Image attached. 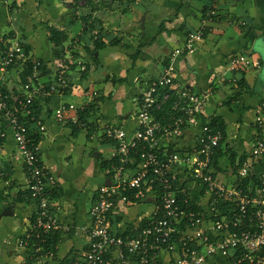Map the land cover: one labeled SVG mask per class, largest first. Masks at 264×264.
I'll return each mask as SVG.
<instances>
[{
    "label": "crops",
    "instance_id": "1",
    "mask_svg": "<svg viewBox=\"0 0 264 264\" xmlns=\"http://www.w3.org/2000/svg\"><path fill=\"white\" fill-rule=\"evenodd\" d=\"M84 1L85 4L81 0H0V41L7 42L3 36L21 40L34 59L42 61L48 69L43 72L44 81L55 76L57 48L51 41L50 29L67 37L62 46L67 52L73 46L69 39L80 41L76 54L85 70L72 66L68 91L37 102L36 111L40 112L46 131L40 132L36 124L30 125L31 134L39 137L41 160L63 192L53 204L59 209L61 220L75 227L90 224L89 212L96 193L107 182L101 165L111 160L113 145L99 138L91 140L71 120L58 123L54 111L62 103L73 104L79 110L94 107L87 120L97 130L125 125L134 131L138 126V102L149 82L160 76L170 55L184 44L188 33L203 26L204 40L195 53L178 60L177 69L180 78L193 91L212 93L213 97L202 115L189 122L177 140L165 143L164 149L192 147L200 127L209 121L205 113L210 111L211 116L224 117L218 111L217 101L226 97V89L231 87V144L237 166L248 154L256 134L255 107L264 101L263 62L254 57L256 46L259 48V42L264 39V0H219L217 14L212 19L211 0H120L121 5L109 4L108 0ZM98 36L106 45L96 50ZM240 55L259 62V66L240 67L238 72H230V60ZM21 67L11 68L0 80L11 94L23 92ZM229 78L238 82H230ZM76 114L73 111L70 117ZM92 162L99 166V187L87 207L85 201L79 206L78 199L76 202L70 199L75 191L74 180ZM222 162L217 178L227 186L237 185L236 166L229 172ZM189 186L198 211H203L208 196L200 186ZM224 205L226 211L223 209L225 212L221 213L228 218L231 210L227 209L231 205L227 202ZM154 206L152 197L145 202L120 204L112 216L115 232L138 234ZM0 213V263L20 262L26 254L19 247L13 248L12 239L15 237L18 242L26 232L36 214V203L30 198L28 177L10 130L6 138L0 139ZM210 234L215 236L211 231ZM86 245L83 238L65 240L58 253L59 261L67 260L70 252L84 249ZM171 258V254L163 252L159 262L170 264ZM216 264H231V260L219 258Z\"/></svg>",
    "mask_w": 264,
    "mask_h": 264
},
{
    "label": "built area",
    "instance_id": "2",
    "mask_svg": "<svg viewBox=\"0 0 264 264\" xmlns=\"http://www.w3.org/2000/svg\"><path fill=\"white\" fill-rule=\"evenodd\" d=\"M219 0H211L210 19L217 14ZM206 22V21H205ZM205 27L188 33L184 44L170 55L160 76L149 82L138 102V126L129 131L125 125L106 126L100 130L88 122H81L73 104L62 103L54 111V118L64 124L85 130L91 140L102 139L113 145L111 163L104 170L107 182L101 185L90 208V224L75 227L63 222L58 208L48 195L58 187L56 177L40 160V147L28 137L29 128L22 120L30 116V106L38 99L62 94L69 84L73 65L85 70V65L73 51L66 52L54 62L55 76L44 81L43 62L34 59L31 77L23 86L26 99L19 101L21 110L10 106L0 93V138L8 131L22 158L28 177V190L36 202V218L18 240V247L26 254L20 262L9 264H160L163 252L172 255L170 264H216L219 258L231 264H264V101L254 110L256 134L247 158L237 170V185L222 183L212 167L216 149L224 140L223 134L213 132L209 122L203 123L192 147L166 151L165 143H172L194 122L211 101L212 93H197L180 78L177 63L185 55L196 52L204 40ZM29 59L27 46L15 38L0 47V80L9 70ZM259 66L248 56L230 60V72L240 67ZM234 83L237 79L229 78ZM172 102L170 111L159 120ZM76 111V116L70 113ZM35 120V118H32ZM40 132L46 126L38 122ZM139 152V159L134 154ZM247 186L241 181L251 178ZM240 182V183H239ZM189 184L200 186L208 196L203 211L190 206L194 201ZM179 196L183 197L180 201ZM154 199L155 206L149 223L137 235L118 234L112 216L120 204H133ZM231 205V218L222 216L220 204ZM210 231L215 235L212 236ZM58 233L61 240L51 248L47 238ZM83 238L84 249L70 252L67 260L59 261L58 253L65 240Z\"/></svg>",
    "mask_w": 264,
    "mask_h": 264
},
{
    "label": "trees",
    "instance_id": "3",
    "mask_svg": "<svg viewBox=\"0 0 264 264\" xmlns=\"http://www.w3.org/2000/svg\"><path fill=\"white\" fill-rule=\"evenodd\" d=\"M112 1H115V0H112ZM89 29H95V28H94V26H89ZM205 35H206V30H205ZM66 40H67V37L65 38L63 32L61 33L60 31L55 30V29L52 30L51 41L54 43V46L57 48V50H56L57 51L56 58H59L62 55L66 54L67 51L65 50V48L62 47L63 46V42H65ZM96 41H97V48H96V50L105 47L106 44H104V43L101 42V39H100L99 36H98V38H97ZM6 44H7V42L5 40L4 41H0V47L3 46V45H6ZM27 54L29 55V59L23 64V66H24V72H23V74L21 76L22 86H24L28 82L29 78L31 77V74H32V71H33V66H34V57H33V55H31V52H30V50H29L28 47H27ZM74 54L77 57L76 52H74ZM73 66H75V65H73ZM46 69L47 68H45V66L43 64L42 67H41V75H43V72H45ZM239 84L242 85V82L239 83ZM68 87H69V84H68V86H66V88L63 91V93H65L66 91H68ZM0 93L2 94V96H6L8 98L7 101H8V103H9L10 106H14L17 110H21L22 109V107L19 104V101H24L26 99V93L24 92V90H23V92H20V93L19 92H15L14 94H11L9 91H7V89L5 88V86L0 81ZM53 96H51L50 98H52ZM50 98H47V99H42L41 98V99H38L35 102H33V104L30 106V109H31V112H32L31 115L28 116V117L23 116V118H22V120L27 124V126L29 128V135H28V137L31 139L32 143H34L35 145H39V137L37 135H32L31 134L30 125L31 124H36L37 127H38V129H39L38 122L39 121L42 122V120L40 118V112H37L36 111V109H37L36 104H37V102H41L42 100H48ZM171 107H172V102H170L166 106L164 112H160V113L157 114V118L159 120H162V118L170 111ZM93 109H94V107L89 106L85 110L80 111L79 112V119H80V121L81 122H84V123L85 122H88L87 119L91 115ZM32 118H35V120H32ZM0 121L2 122V128H3V130L6 129L7 126H8V124L6 123V121L5 120H0ZM208 122H209L210 128L213 130V132L220 131L223 134V136H224L223 142L216 149V153H215V156H214L213 162H212V167L216 170V175H217L218 173L221 172V162H222L223 158H225V156L228 155L227 154L228 151L224 147L225 139L227 137V126H226V123L224 122V120L222 118H220V117H213ZM76 128H78V127L76 126ZM39 131H40V129H39ZM0 139H4V138H0ZM139 152L140 151H137L134 154L135 159H137V161H135V162H138ZM246 158H247V155L243 156V158L240 160V162H243ZM40 160H41V157H40ZM231 160H232L233 165H235L236 164V153L233 152V154L231 156ZM110 163H111V161H104V162H102V165H101L102 169L106 170L109 167ZM238 168H239V165L236 166V170H238ZM251 179H255V177L252 176L251 178L242 180L240 186H243V187L244 186H247L249 184V182H250ZM59 188H60V186L55 187L54 189H52L49 192L48 195L50 196L51 200L54 201L57 198H61L63 196V192ZM29 194H30L31 200L35 201L32 198V195H31V192L30 191H29ZM179 199H180V201H183V197L182 196H179ZM36 202L37 201H35V203ZM224 204H226V202H224V203L222 202L220 204V206H219L221 212H223L222 210L225 209L224 207H226V205H224ZM190 207L193 210L198 211V206L195 204L194 201L191 203V206ZM231 209L229 208L227 210L230 211ZM225 211H226V209H225ZM35 218H36V214L34 215L32 221H34ZM230 218H231V216H230ZM148 223H149V221L147 223H144V225H143L142 228L146 227L148 225ZM139 232H140V230H139ZM128 234H130V233H128ZM134 235H137V234H134ZM22 236L20 238H22ZM60 240H61V237H60V235L58 233L52 234V235H50L47 238L46 247L51 248L54 245H56Z\"/></svg>",
    "mask_w": 264,
    "mask_h": 264
},
{
    "label": "rangeland",
    "instance_id": "4",
    "mask_svg": "<svg viewBox=\"0 0 264 264\" xmlns=\"http://www.w3.org/2000/svg\"><path fill=\"white\" fill-rule=\"evenodd\" d=\"M82 4H85L86 2L84 0H81ZM109 4L115 5V4H120V0H108ZM81 4V3H80ZM121 7V6H120ZM50 33H51V37H52V30L50 29ZM5 38H7V42L9 43L13 37L10 36H3ZM71 43H73L72 49L71 51L73 52H77L80 50V41H78V39L76 38H72L69 39ZM261 43V44H260ZM260 47L257 48L256 46V51L254 54L255 58H259L262 60L263 62V67L261 69V76L264 78V45H263V40H261V42H259ZM21 70H24V66L21 65ZM226 81V80H225ZM224 82V80H223ZM230 85V84H229ZM227 96L224 97L223 99H220L219 101H217L219 108V112L222 113V115L225 117L220 116V118H222L224 120V122L226 123L227 126V137L225 139V143H224V147L225 149L228 151L227 152V156H225V158H223V162H224V167L226 168V170H228L229 172L231 171V168L233 169V163L231 160V156L233 154L234 148H232L234 145L231 144V87L227 88ZM228 90H230V92H228ZM206 110V109H205ZM223 111V112H222ZM211 112L209 111V113H205L206 118L208 117V119L210 120L211 118L215 117V116H211L210 114ZM250 145V144H249ZM250 148V147H249ZM235 153V152H234ZM238 159L236 158V163H237ZM222 162V164H223ZM240 163V162H239ZM94 164V162H92L89 167H85V172L78 176L75 180H74V184L73 187L75 189V191L73 192V194H70V199L74 202L79 201V206H81L82 202L85 201V207L88 206V202L90 197H92V194L94 193L95 189L98 186V180H97V176H99V166L98 163L96 164V166ZM236 166V164H235ZM96 168V169H95ZM236 168V167H235ZM100 182V180H99ZM72 219V218H69ZM14 239H12V243H13V248L16 249L18 248V242L16 240L15 237H13ZM5 262L0 263V264H5L7 261L4 260Z\"/></svg>",
    "mask_w": 264,
    "mask_h": 264
},
{
    "label": "water",
    "instance_id": "5",
    "mask_svg": "<svg viewBox=\"0 0 264 264\" xmlns=\"http://www.w3.org/2000/svg\"><path fill=\"white\" fill-rule=\"evenodd\" d=\"M263 45H264V39H263Z\"/></svg>",
    "mask_w": 264,
    "mask_h": 264
}]
</instances>
